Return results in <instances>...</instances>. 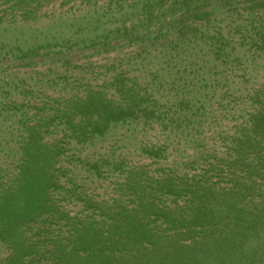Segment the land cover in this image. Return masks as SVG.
<instances>
[{
  "label": "rangeland",
  "instance_id": "374dc122",
  "mask_svg": "<svg viewBox=\"0 0 264 264\" xmlns=\"http://www.w3.org/2000/svg\"><path fill=\"white\" fill-rule=\"evenodd\" d=\"M16 4L0 0V219L17 224L0 264L13 242L53 264L88 227L167 232L226 200L264 123V0Z\"/></svg>",
  "mask_w": 264,
  "mask_h": 264
},
{
  "label": "trees",
  "instance_id": "16d2710c",
  "mask_svg": "<svg viewBox=\"0 0 264 264\" xmlns=\"http://www.w3.org/2000/svg\"><path fill=\"white\" fill-rule=\"evenodd\" d=\"M1 1L18 5L16 3L24 4L28 0ZM259 117L262 120L264 113ZM245 139L234 149L232 182L226 200L224 196L220 200L213 195L204 202L199 199V205L187 208L179 220L171 221L173 224L167 222L170 225L167 232L128 219H124L121 227L109 231L90 227L73 230L80 233L69 246V255L49 261L53 264H197L196 254L212 245L234 248L242 232L264 227V123L247 133ZM237 171L243 176L237 175ZM216 206H224L227 214L217 216L213 211ZM38 211L41 214L42 208ZM31 215L19 216L18 223L33 222ZM3 219L0 225L4 229L17 227L12 218ZM25 245L13 242L17 249L9 264H32V260H25L36 252L27 250ZM247 264L260 262L250 257Z\"/></svg>",
  "mask_w": 264,
  "mask_h": 264
},
{
  "label": "clouds",
  "instance_id": "9594fccd",
  "mask_svg": "<svg viewBox=\"0 0 264 264\" xmlns=\"http://www.w3.org/2000/svg\"><path fill=\"white\" fill-rule=\"evenodd\" d=\"M213 211L217 216L227 214L224 206H216ZM250 257L264 264V227L242 232L234 248L212 245L196 254L197 264H247Z\"/></svg>",
  "mask_w": 264,
  "mask_h": 264
}]
</instances>
